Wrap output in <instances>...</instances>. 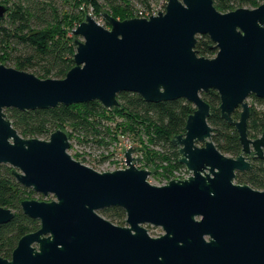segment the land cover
Returning a JSON list of instances; mask_svg holds the SVG:
<instances>
[{"label":"water","instance_id":"obj_1","mask_svg":"<svg viewBox=\"0 0 264 264\" xmlns=\"http://www.w3.org/2000/svg\"><path fill=\"white\" fill-rule=\"evenodd\" d=\"M6 10L0 2V19ZM102 18L109 28L85 14L71 31L74 65L63 78L0 63V164L11 166L22 186L53 196L21 201L22 212L40 226L0 264H264V189L234 182L237 172L250 169L248 155L264 158V132L247 134L246 101L264 99V1L221 12L213 0H166L163 11L147 18L119 20L108 12ZM199 35L210 38L214 57L197 54ZM209 90L219 96L220 117L238 133L236 157L211 139L210 105L201 96ZM121 92L193 104L184 132L170 139L188 177L151 184L131 146L124 168L97 171L70 155L65 130L24 138L4 112L93 100L112 109ZM114 206L124 210V226L100 214ZM13 216L0 206V227ZM146 225L163 233L151 236Z\"/></svg>","mask_w":264,"mask_h":264},{"label":"trees","instance_id":"obj_2","mask_svg":"<svg viewBox=\"0 0 264 264\" xmlns=\"http://www.w3.org/2000/svg\"><path fill=\"white\" fill-rule=\"evenodd\" d=\"M264 0H213L221 12L239 7L256 8ZM7 6L0 19V63L33 73L39 78H63L74 65L75 35L71 31L91 9L92 16L102 17L107 11L123 20L132 18L139 10L142 15L151 13L150 0H0ZM139 4L140 9L136 8ZM165 7V4L163 5ZM106 8V9H104ZM108 24L106 21H104ZM194 49L199 56L212 58L217 49L207 35L197 36ZM210 105L207 118L212 127L211 139L223 154L236 157L241 150L234 126L220 117V99L215 90L201 94ZM119 106L107 109L98 101L58 104L55 107L34 110L6 108L4 112L12 126L24 138L48 139L51 132L63 129L69 142H94L98 147L108 146L118 137V131L133 136L141 151L142 167H150L152 175L161 182L185 174L179 163V153L170 139L184 132L186 119L194 111L185 99L146 102L137 93L121 92ZM250 115L247 121L248 137L254 138L264 131V99L250 97ZM238 113L236 112V116ZM137 147V146H136ZM69 149H71V144ZM73 156V155H72ZM108 155L102 156L101 160ZM74 159H78L74 157ZM249 171L237 173L236 182L246 183L254 189H264V159L251 160ZM11 166L0 164V206L10 208L14 216L0 227V256L10 259L18 240L26 233L39 228L38 219L26 216L21 201L38 195L19 184ZM100 214L117 225L125 224V212L120 207H109Z\"/></svg>","mask_w":264,"mask_h":264},{"label":"rangeland","instance_id":"obj_3","mask_svg":"<svg viewBox=\"0 0 264 264\" xmlns=\"http://www.w3.org/2000/svg\"><path fill=\"white\" fill-rule=\"evenodd\" d=\"M99 2L102 3V0H99ZM150 4L152 6L153 11L160 12L164 10L163 5L166 4V0H150ZM140 7L141 6L139 4L136 5V8L140 9ZM93 17H95L94 19L99 24L103 25L106 28H109V25L104 22L102 17H98V16H93ZM248 103H250V98L248 99ZM117 134L118 137L114 139V141L108 146V148H106L105 146L98 147L94 142L81 143L78 142L77 139H72L70 141L71 149H68V152L70 153L71 156L73 155L74 157H77L78 159L76 160L87 161L90 165L94 167L95 170L100 172L103 170L109 171V170L119 169L123 165L122 157L125 148L127 146H131L138 149V147L140 146H138L139 144L134 140L131 134L120 131H118ZM137 149L134 153V156L138 157L139 160L135 163V165L140 169H147L150 171V175L148 176L147 180L151 184L163 185L164 184L163 182L159 181L157 177L152 175V169L150 167L147 168L142 167V164H139L142 155L140 153L141 151ZM105 155H108L107 158L101 160V157ZM42 196H43L42 199L43 201H49L53 199V196L51 195L48 196L42 195ZM34 199L39 200V197L37 196ZM145 227L147 228V231L151 236H159L163 233L162 229L159 227H153L150 225H146Z\"/></svg>","mask_w":264,"mask_h":264},{"label":"built area","instance_id":"obj_4","mask_svg":"<svg viewBox=\"0 0 264 264\" xmlns=\"http://www.w3.org/2000/svg\"><path fill=\"white\" fill-rule=\"evenodd\" d=\"M158 12L157 11H151V13H149V14H146L145 16H143L142 15V11L141 10H139L138 12H137V14H135V17H145V18H147V17H149L150 15H155V14H157ZM87 14H90L91 16H92V11H91V9L89 10V12L87 13ZM93 17V16H92ZM93 18H95V17H93ZM103 19V18H102ZM128 147H130V146H127L126 148H128ZM125 148V149H126ZM122 161H123V165L120 167V168H123V166L125 167L126 166V164H125V161H124V155H123V157H122ZM80 162H82L83 164H85V165H87V166H90V167H92V168H94L92 165H90L87 161H81V160H79ZM119 168V169H120ZM103 171H106V170H103ZM175 175H176V177L175 178H180V179H183V178H186V177H188L189 176V173L186 171V173L185 174H180V173H175ZM167 183V181L166 182H164V184H166Z\"/></svg>","mask_w":264,"mask_h":264},{"label":"flooded vegetation","instance_id":"obj_5","mask_svg":"<svg viewBox=\"0 0 264 264\" xmlns=\"http://www.w3.org/2000/svg\"><path fill=\"white\" fill-rule=\"evenodd\" d=\"M251 96H254V95H250L247 99H246V101H247V103H248V99L251 97ZM255 97V96H254ZM257 98V97H256ZM248 105H249V103H248ZM249 109H250V105H249ZM241 108L239 107V108H237L235 111H234V113H233V118L234 119H238L239 118V114H240V112H241ZM236 112L238 113V115L236 116ZM249 115H250V113H249ZM249 118V117H248ZM248 121V120H247ZM264 132V131H263ZM262 132V133H263ZM261 133V134H262ZM261 134L259 135V136H257V137H254V138H258V137H260L261 136ZM250 138V137H249ZM254 138H251V139H254ZM264 149V148H263ZM241 151V150H240ZM252 151H253V149H252ZM255 160V159H264V158H257V157H254L253 156V154H250V155H248V160H249V162H250V164H251V167H252V163H251V160ZM251 167H250V169H251ZM250 169H248V170H245V171H241V172H237V173H243V172H246V171H249ZM237 173H236V175H237ZM235 179H236V177H235ZM234 179V182L235 183H237L236 182V180ZM237 184H246V183H237ZM250 186V185H249Z\"/></svg>","mask_w":264,"mask_h":264}]
</instances>
